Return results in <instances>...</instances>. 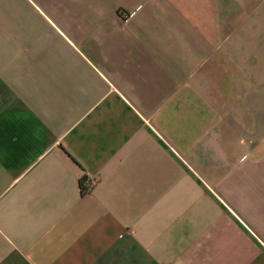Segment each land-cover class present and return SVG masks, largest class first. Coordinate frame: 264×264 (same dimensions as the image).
Segmentation results:
<instances>
[{"label":"crops","instance_id":"obj_1","mask_svg":"<svg viewBox=\"0 0 264 264\" xmlns=\"http://www.w3.org/2000/svg\"><path fill=\"white\" fill-rule=\"evenodd\" d=\"M0 264H264V0H0Z\"/></svg>","mask_w":264,"mask_h":264},{"label":"built area","instance_id":"obj_2","mask_svg":"<svg viewBox=\"0 0 264 264\" xmlns=\"http://www.w3.org/2000/svg\"><path fill=\"white\" fill-rule=\"evenodd\" d=\"M95 184L96 180L94 178H83L81 184V191L83 193H88L93 189Z\"/></svg>","mask_w":264,"mask_h":264}]
</instances>
